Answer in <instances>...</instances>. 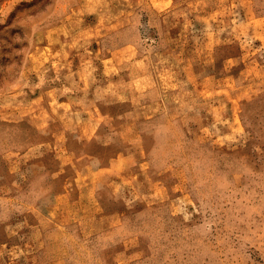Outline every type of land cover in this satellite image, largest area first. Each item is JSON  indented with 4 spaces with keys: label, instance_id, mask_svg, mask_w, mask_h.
Listing matches in <instances>:
<instances>
[{
    "label": "rangeland",
    "instance_id": "rangeland-1",
    "mask_svg": "<svg viewBox=\"0 0 264 264\" xmlns=\"http://www.w3.org/2000/svg\"><path fill=\"white\" fill-rule=\"evenodd\" d=\"M0 264H264V0H0Z\"/></svg>",
    "mask_w": 264,
    "mask_h": 264
}]
</instances>
